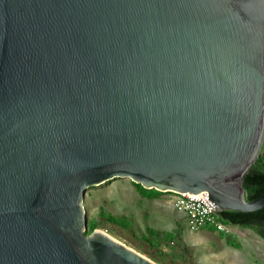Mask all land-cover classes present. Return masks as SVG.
<instances>
[{
  "label": "water",
  "instance_id": "1",
  "mask_svg": "<svg viewBox=\"0 0 264 264\" xmlns=\"http://www.w3.org/2000/svg\"><path fill=\"white\" fill-rule=\"evenodd\" d=\"M264 0H0V264H159L101 229L116 176L254 211Z\"/></svg>",
  "mask_w": 264,
  "mask_h": 264
},
{
  "label": "rangeland",
  "instance_id": "2",
  "mask_svg": "<svg viewBox=\"0 0 264 264\" xmlns=\"http://www.w3.org/2000/svg\"><path fill=\"white\" fill-rule=\"evenodd\" d=\"M259 156L264 164V140ZM143 188L124 176L88 187L86 233L101 229L159 264H264V238L251 227L227 223V231L193 229L169 191L150 197Z\"/></svg>",
  "mask_w": 264,
  "mask_h": 264
},
{
  "label": "trees",
  "instance_id": "3",
  "mask_svg": "<svg viewBox=\"0 0 264 264\" xmlns=\"http://www.w3.org/2000/svg\"><path fill=\"white\" fill-rule=\"evenodd\" d=\"M245 192L248 199H254L264 191V164L262 158L258 156L256 162L251 166L243 179ZM144 195L154 196L157 194L155 188H143ZM221 218L226 223H234L242 226H248L254 229L261 237L264 238V206L254 211H240L224 209L220 211ZM117 223H122L120 217H111ZM94 225L90 226V232L93 230Z\"/></svg>",
  "mask_w": 264,
  "mask_h": 264
},
{
  "label": "built area",
  "instance_id": "4",
  "mask_svg": "<svg viewBox=\"0 0 264 264\" xmlns=\"http://www.w3.org/2000/svg\"><path fill=\"white\" fill-rule=\"evenodd\" d=\"M167 191L171 193L174 206L186 214L191 228H212L218 231L229 229L221 218L220 208L210 199L208 191L204 190L196 194L190 191Z\"/></svg>",
  "mask_w": 264,
  "mask_h": 264
},
{
  "label": "crops",
  "instance_id": "5",
  "mask_svg": "<svg viewBox=\"0 0 264 264\" xmlns=\"http://www.w3.org/2000/svg\"><path fill=\"white\" fill-rule=\"evenodd\" d=\"M232 225H235L234 223H232Z\"/></svg>",
  "mask_w": 264,
  "mask_h": 264
}]
</instances>
